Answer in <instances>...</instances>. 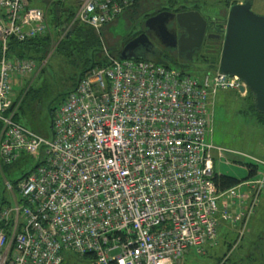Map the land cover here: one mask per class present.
<instances>
[{"label":"built area","instance_id":"obj_1","mask_svg":"<svg viewBox=\"0 0 264 264\" xmlns=\"http://www.w3.org/2000/svg\"><path fill=\"white\" fill-rule=\"evenodd\" d=\"M34 1L0 0V165L45 155L17 185L21 202L0 211V264H63V251L96 264H181L187 250L216 243L220 212L241 241L264 172L220 191L213 151L224 150L207 136L213 97L246 95L245 83L219 69L201 80L152 60H122L104 47L106 64L80 79L47 139L15 119L22 98L12 82L37 63L11 56L10 42L49 30ZM136 1L77 0L62 32L76 22L99 32Z\"/></svg>","mask_w":264,"mask_h":264},{"label":"rangeland","instance_id":"obj_2","mask_svg":"<svg viewBox=\"0 0 264 264\" xmlns=\"http://www.w3.org/2000/svg\"><path fill=\"white\" fill-rule=\"evenodd\" d=\"M247 1L252 3L253 12L264 16V0H146L145 7L150 10L144 13L151 14L159 9V5L163 7L164 3L175 8L186 6L189 9H196L209 20L223 22L227 20L232 5ZM72 2L73 0L63 2V6L70 7ZM50 4V1L43 0H36L34 4L32 2L33 6L41 7L45 11L49 9ZM144 16L138 18L122 14L112 25L105 27L102 31L104 47L119 54L126 39L140 31L144 24ZM63 19L65 20V16ZM52 33L54 39L58 41L60 37L58 32L52 29ZM154 56L166 61L171 68L201 80L206 74H215L213 60H216L217 56L210 58L198 56L194 62H181L175 57V53L166 49H159ZM86 66L81 52L70 56L54 48L40 68L30 75L13 80V97L22 100L25 97L32 99L35 92L39 93V113L37 117L30 118L28 126L31 129L41 130L47 139H51L53 131L49 108L58 107L67 93L75 88L79 82V75ZM42 67L43 70L40 72ZM248 94L220 90L213 97V123L207 136L208 142L224 150L222 155L218 150L213 151L215 174L234 177L241 183L257 177L249 176L251 169L249 164L258 166L257 173L264 172V124L258 121L257 115L251 111L252 100ZM26 109L27 104L24 105V110ZM18 113L20 115V109ZM43 158L45 155L41 154V151L36 155L22 154L12 166L0 174V210L15 206L16 200L21 202L15 183L24 173L35 169ZM10 185L13 190L10 189ZM218 220L216 243L204 246L202 252L192 249L186 257V264H264V193L241 241L238 242V228L227 224L223 220L222 212ZM62 256L64 264H96L94 257H81L71 251H63Z\"/></svg>","mask_w":264,"mask_h":264},{"label":"trees","instance_id":"obj_3","mask_svg":"<svg viewBox=\"0 0 264 264\" xmlns=\"http://www.w3.org/2000/svg\"><path fill=\"white\" fill-rule=\"evenodd\" d=\"M72 3L73 4L70 7H66V6H63V2H60V1L51 2L49 9L46 11V17H47V21L49 25L48 32L44 35L26 40L24 42H18L17 40L12 39L10 42V55L11 56L18 55L20 57L33 59L37 63V68H40L43 62L45 61V59L48 57L51 50H53L54 48L56 50L60 49L62 53L65 52L70 56L74 55L75 53L79 54V52H81L85 58V62L87 66L85 67L84 70H82L81 74L79 75V81H80V79L88 71H90L91 69L95 67L103 66L107 62V57L104 54L105 40L102 37V34H103L102 31L105 29V27H107L108 25H112L115 21H117L119 17H121L122 14H126L130 17L132 16V17L139 18L141 16H144L145 11L148 12L150 10V8L145 7L146 0H137L132 5L126 7L121 15H119L113 22L105 25L99 32L89 25L76 22L71 26L68 33L64 35V32H62V30L64 29V26L66 25V23L68 22L70 23L72 18L74 17L77 0H73ZM162 5L163 7L159 5L160 6L159 9L151 13V15L156 14V12L163 10V9L174 10V11H182V10L188 9V7L186 6H180L179 8H175L173 5L166 6L164 3H162ZM64 16H65V20L63 19ZM148 16H150V14L146 13L144 16V20ZM212 22L219 23L221 28H224L226 24V21H223V22L212 21ZM52 29H55L58 32V35L60 36L58 41L54 39ZM141 32L142 31H139L136 34L129 36L124 42L123 48L129 41L137 37ZM216 43L219 44V42H216ZM122 49L119 51V54L122 51ZM108 50L111 52L112 55L119 57V54H115L110 48H108ZM143 59L152 60L159 64L170 67V65L166 61L157 59L155 56H147ZM213 64L215 67L214 71L218 70L219 69V55H217L216 60H213ZM42 70H43V67L40 69V72ZM77 85L71 92H73L76 89ZM71 92L67 93V96L62 100L61 103H59L60 105L58 107L49 108V115L51 117V128H52V121H53L55 112L66 101L67 97L69 96ZM248 93H249L248 97L252 100L251 108H250L251 111H253L257 115L258 121L264 124V113L260 112L257 109L255 95L251 91H249ZM38 97H39V93L35 92V95L32 99H27L26 97L23 98L20 104V108H19L21 110V113L20 115L19 113H17L16 118H15L16 121H18L19 123H21L22 125H24L25 127L29 129H31L28 126L31 120L30 118L37 117V114L39 113L40 105L38 102ZM25 104H27L26 110H24ZM35 132L44 136L43 131L41 130H38ZM12 165H8V166L0 165V174L2 172L4 173L5 170L8 169V167ZM249 166L251 167L249 176L250 177L256 176L258 172V166L254 164H249ZM35 169H33L30 172L24 173L23 176L19 180L16 181L15 183L16 186L19 184V182L23 178L27 177ZM214 181L216 182V185L220 191H224L231 187L237 186L241 183L240 180L234 177H230L226 175L218 176L216 174H215ZM63 264H64V261H63Z\"/></svg>","mask_w":264,"mask_h":264},{"label":"water","instance_id":"obj_4","mask_svg":"<svg viewBox=\"0 0 264 264\" xmlns=\"http://www.w3.org/2000/svg\"><path fill=\"white\" fill-rule=\"evenodd\" d=\"M169 13H160L156 17L146 21V28H152L153 24L163 15ZM176 18L178 26L182 30H187L188 40H192V32L195 30L197 36L194 40L196 50L202 49L207 21L198 11H186L178 14H169ZM163 36L168 35L166 26L162 25L160 29ZM209 39H222V50L219 62V71L240 78L246 85L248 91L253 92L256 98L257 109L264 113V16L258 15L252 10V3L234 4L230 7L226 24L221 34H210ZM180 38L179 44H181ZM152 41L146 33H142L129 41L119 58L141 59L135 51L141 47H149ZM180 56L182 47L180 45ZM192 55L188 61H193ZM184 62V61H182ZM246 88L242 87L241 92Z\"/></svg>","mask_w":264,"mask_h":264},{"label":"flooded vegetation","instance_id":"obj_5","mask_svg":"<svg viewBox=\"0 0 264 264\" xmlns=\"http://www.w3.org/2000/svg\"><path fill=\"white\" fill-rule=\"evenodd\" d=\"M186 11H197V10L189 9V8L186 10H182V11L163 9V10L156 12V14H153V15L150 14V16H148L144 20L143 26H141L140 31L142 32L140 34L146 33L149 36L150 40L152 41V45H150L149 47L138 48L135 51V54L139 57L154 56L159 52V49L160 50L166 49L172 53H175V57H177V59H179V61L181 62L182 61L189 62L188 57L192 55L193 52H194L192 56L193 61H190V62H194L198 56L210 58V56L216 57L217 55H219V62H220V55H221V50H222V39L221 40L209 39L208 35L221 34L224 28H221L219 23H214L202 15L204 19L207 21V25H206V32H205L202 49L198 51L196 50V47L194 45V40L197 36V32L193 30L192 40H188L187 38L189 37V34L187 33V30H182L178 26L176 18H174V16L172 17L171 15H169V14L174 15V14H178V13L186 12ZM164 12H167L169 14L163 15L158 21H156L153 24L152 28L150 29L146 28V21L148 19L156 17L160 13H164ZM162 25L164 27L166 26L168 30V35L165 34V36H163V34L160 32ZM180 38H182L181 44H179V41H178ZM216 42H219V44H217ZM180 45L182 47L181 56L179 52ZM205 59L209 60L208 58H205Z\"/></svg>","mask_w":264,"mask_h":264},{"label":"crops","instance_id":"obj_6","mask_svg":"<svg viewBox=\"0 0 264 264\" xmlns=\"http://www.w3.org/2000/svg\"><path fill=\"white\" fill-rule=\"evenodd\" d=\"M219 227V226H218ZM191 250L192 249H189V250H187L186 252H185V254L183 255V257L181 258V260H180V263L181 264H186V257H187V255H189L190 253H191Z\"/></svg>","mask_w":264,"mask_h":264}]
</instances>
